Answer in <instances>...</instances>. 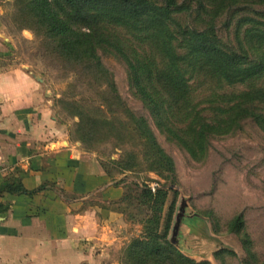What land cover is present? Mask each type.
<instances>
[{
  "label": "rangeland",
  "instance_id": "1",
  "mask_svg": "<svg viewBox=\"0 0 264 264\" xmlns=\"http://www.w3.org/2000/svg\"><path fill=\"white\" fill-rule=\"evenodd\" d=\"M177 1L181 9L174 7L161 30L150 19L136 22L118 17L114 10L110 12L108 6L102 5L105 1L99 4L85 0L84 10L98 14L90 22L113 42L105 47L99 45L93 55L109 71L102 75L89 63L83 44L69 53L61 39L51 36L47 24L33 11L34 0H0L1 37L10 48V54L0 60V67H22L35 75L45 85L54 114L69 139L96 154L108 173L119 172L111 160L131 165L130 171H125L129 183L124 217L133 235L117 247V264H121L124 249L132 239L144 237L143 221L148 209L137 195L143 185L155 184L171 189L162 213L163 216L172 208L167 240L177 248L176 224L191 223L193 252L188 257L211 264H241L247 251L240 236L227 231V223L242 214L249 251L262 261L264 123L245 118L237 125H228L232 108H227V103L231 105L250 89L264 88V0H229L227 9L219 5V0ZM158 2L161 5L163 1ZM77 20L72 21L71 28L81 26L79 29L85 30L83 17ZM193 30H206L219 48L234 52L237 65L217 73L212 67L206 68L207 72L189 68L186 63L193 55L186 56L189 46L183 38ZM153 32L158 37H151ZM166 48L171 51V59H180L176 60L180 64L178 72L183 70L186 80L182 92L154 81L161 74L159 70L167 69L170 57ZM122 53L142 63L141 80L145 86L151 82L157 85L153 92L159 107L155 111L145 106L132 87L128 62ZM173 71L177 77L178 72ZM175 101L177 105L172 104ZM193 102L208 120L224 119L219 125L220 133L211 132L204 140L202 153L195 156L191 152ZM261 112L264 114V108ZM133 117L146 119L159 147L172 159L173 172L150 169L152 153L144 157V141L138 136ZM81 118H90L92 125L88 127ZM220 250L225 253L217 259L215 253Z\"/></svg>",
  "mask_w": 264,
  "mask_h": 264
},
{
  "label": "crops",
  "instance_id": "2",
  "mask_svg": "<svg viewBox=\"0 0 264 264\" xmlns=\"http://www.w3.org/2000/svg\"><path fill=\"white\" fill-rule=\"evenodd\" d=\"M1 36L0 60L10 54ZM14 179L32 193L0 194V264H117V247L133 235L127 172L111 175L71 141L45 85L15 66L0 67V184ZM190 224L174 235L187 256Z\"/></svg>",
  "mask_w": 264,
  "mask_h": 264
},
{
  "label": "trees",
  "instance_id": "3",
  "mask_svg": "<svg viewBox=\"0 0 264 264\" xmlns=\"http://www.w3.org/2000/svg\"><path fill=\"white\" fill-rule=\"evenodd\" d=\"M94 1V0H93ZM99 4L103 1L106 3L102 4L109 7V11H115L118 17L130 19L136 22H142L146 19H150L151 23L157 24L161 30L163 28V21L169 14L174 11V7L181 9L177 0H162V4L159 5L158 1L161 0H95ZM219 5L222 8H228L230 5L229 0H219ZM263 1V0H260ZM85 0H34V10L36 15L41 19V22H45L50 31L52 37L61 39L67 48V52L76 51V45L81 44L86 48L85 54L90 57V64L102 75L108 74V70L101 64L99 58L95 57L97 47H105L107 43L113 45L112 40L106 38V35L101 28L95 26L94 22H90L91 19L98 18V14H90L88 10H84L83 3ZM104 8V9H105ZM226 8V9H227ZM104 11V10H100ZM109 12V13H110ZM78 17H83L86 21L83 27L85 30L78 29L73 30L71 26L74 24L72 21H78ZM155 26V27H156ZM155 32V31H154ZM153 32V33H154ZM150 35L151 37H158V33ZM206 30L194 31L185 33L183 41L188 44L189 48L186 51V56L192 54V58L186 63V65L199 71L207 72L206 68H213L217 71H229L237 65V55L229 50L221 49L218 45L211 41ZM76 48V49H75ZM122 51L121 48H115ZM163 50V48H162ZM165 52L168 56H171V51L166 48ZM123 54V53H122ZM94 55V57H93ZM126 60L128 62L129 78L131 80L132 87L135 86L136 91L139 94V98L143 101L146 107L153 111L159 107L157 97L154 95V89L157 87L154 83H149L145 86V81L141 80L142 72L140 68L142 63L137 61L133 56L130 57L126 54ZM168 58V57H167ZM182 59V58H181ZM179 57L167 59V69L164 67L163 70H159V75L155 76V82H161L163 87L170 85V88L174 91L182 92L185 88V79L182 77L184 71L178 72L180 69ZM185 60V59H183ZM193 60V63L191 61ZM183 63H185L183 61ZM182 65V64H181ZM144 66V65H143ZM154 67V66H153ZM153 69V68H152ZM150 69V70H152ZM148 71L150 75L151 71ZM171 70H175L172 73ZM261 69H259L260 71ZM161 80V81H160ZM170 82V83H169ZM147 84V83H146ZM151 90V91H149ZM121 100V99H120ZM230 101L227 103V108H232L231 117L227 118L228 125H237L245 118H252L258 123H264V114L261 112L264 104V88L250 89L243 92L237 100H234L230 105ZM172 104L177 105V102ZM171 103L168 105H172ZM199 105V104H198ZM197 104L193 102V147L191 152L193 155L201 154L204 147V140L211 134V132L220 133L219 125L224 123L222 120H208L205 118L197 109ZM84 119V118H83ZM81 118V120H83ZM133 123L138 131V136L144 141L145 153L144 157L149 156L150 153V169H162L173 172L172 159L164 153L159 147L155 136L149 127L147 121L143 117H133ZM86 124L92 125L90 118L84 119ZM93 124H95L93 122ZM224 132V131H223ZM227 132V131H226ZM188 143V142H187ZM151 149V150H150ZM111 163L118 167L119 172L130 171L131 165H127L121 161L111 160ZM147 162V161H146ZM170 188L163 186L151 190L150 187L143 185L140 188L138 197L139 201L144 204L148 209V214L143 221L144 237L142 239H132V241L125 247L124 255L121 264H211L208 261H195L192 258L183 254L174 245L167 240V232L171 220L172 208L168 209L165 214L164 211L165 203L168 197ZM3 192H9L13 194L28 193L21 184L19 179L11 181L5 180L0 184V194ZM127 194H124L123 198H126ZM244 219L242 214H236L227 223V231L233 232L240 236L241 245L245 248L246 257L242 259L241 264H264V260L257 261L255 255L249 251L248 244H250L247 234L243 231ZM225 253L224 250H220L215 253V258ZM231 253V252H226ZM224 264V263H221Z\"/></svg>",
  "mask_w": 264,
  "mask_h": 264
},
{
  "label": "built area",
  "instance_id": "4",
  "mask_svg": "<svg viewBox=\"0 0 264 264\" xmlns=\"http://www.w3.org/2000/svg\"><path fill=\"white\" fill-rule=\"evenodd\" d=\"M151 190H155L157 188V184L149 186Z\"/></svg>",
  "mask_w": 264,
  "mask_h": 264
},
{
  "label": "water",
  "instance_id": "5",
  "mask_svg": "<svg viewBox=\"0 0 264 264\" xmlns=\"http://www.w3.org/2000/svg\"><path fill=\"white\" fill-rule=\"evenodd\" d=\"M178 225H179V222L176 224V226H175V228H176V231L178 230ZM176 231H175V233H176ZM175 233H174V235H175ZM174 244H175V239H174Z\"/></svg>",
  "mask_w": 264,
  "mask_h": 264
}]
</instances>
